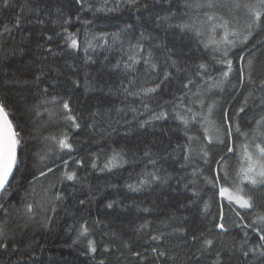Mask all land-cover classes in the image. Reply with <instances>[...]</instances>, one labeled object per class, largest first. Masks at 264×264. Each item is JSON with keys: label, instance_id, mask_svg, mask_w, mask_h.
<instances>
[{"label": "snow or ice", "instance_id": "1", "mask_svg": "<svg viewBox=\"0 0 264 264\" xmlns=\"http://www.w3.org/2000/svg\"><path fill=\"white\" fill-rule=\"evenodd\" d=\"M153 4L167 5L166 14H153ZM153 4L112 0L109 6L103 0L97 7L93 0H0V12H12L0 19L4 264H42L35 253L45 249L35 231L29 234L31 229L67 233L68 247L76 249L82 264H169L175 257L166 241L173 234H188L181 226L188 216L177 213L207 221L191 240L200 243L202 255H211L212 264H264V39L249 47L253 37L264 35V0ZM122 5L135 15V22L123 29L95 33L85 28L83 40L79 29L70 31L85 9L93 15L116 13ZM145 13L156 28L171 30L172 38L148 31ZM193 45L204 54L196 55ZM93 65L102 73L89 72ZM17 89L29 90L31 103L27 96L14 102ZM81 89L99 94L95 106H79L74 97ZM121 119L145 131L160 124L159 137L145 141L131 160L123 148L109 147L105 154L99 146L110 135L107 129ZM169 120L175 122L171 134L164 127ZM50 127L59 131L44 135ZM72 130L87 132L89 140L99 133L97 150L74 140ZM216 146L225 151L214 154ZM130 163L138 168L134 176L129 173L131 182H106L112 191L105 193L92 184L93 174L111 175ZM149 191L164 201L174 194L183 197L165 203L172 211L160 223L171 232H152L146 217L159 207L155 202L127 203L129 193ZM225 207L233 215H226ZM133 209L136 215L114 230L107 210L119 216ZM174 222L180 224L172 227ZM224 236L232 237L230 246L218 239Z\"/></svg>", "mask_w": 264, "mask_h": 264}, {"label": "trees", "instance_id": "2", "mask_svg": "<svg viewBox=\"0 0 264 264\" xmlns=\"http://www.w3.org/2000/svg\"><path fill=\"white\" fill-rule=\"evenodd\" d=\"M97 7L101 5L103 0H93ZM150 4H153V0H148ZM112 0H109V6H111ZM123 9V5H122ZM167 5H158L153 4V14L159 13L161 16L166 14ZM73 12L76 9L72 10ZM12 12L10 10H5L0 12V19H6L11 16ZM81 19L80 21H75L73 19V25L70 31H77L80 30L81 33V40L84 39V29L87 28L90 32L101 33H114L124 28L126 24L134 23L135 22V15L132 12H129L127 9H123L120 12L116 13H96L93 15L91 11L85 9L83 12L79 13ZM145 21L147 23V30L150 31L153 35H159L161 37H166V39H171V30L168 33H165L162 29H158L151 23L149 20V14L145 13ZM88 20L92 21L90 25H85L83 21ZM264 39V35L255 36L249 43V47L252 44L256 43L257 40ZM193 50L196 52V55L204 54L202 48H197L193 45ZM237 54H239V50H237ZM94 76L97 74H101L102 70L99 65H93L91 68L88 69ZM105 79H109L106 73H103ZM112 80H115L116 77L112 76ZM19 95L16 92H13L14 102L19 103L20 98L27 96L28 103H31V95L30 91L27 89H17ZM99 95L97 93H85L83 89L79 90L74 99L78 101L79 106L82 109H87L88 107L95 106L97 103L96 96ZM170 98V97H166ZM242 97L238 98L236 104L232 107V111L235 112L236 107L239 106V101ZM226 101H231V97L225 95ZM227 107L228 105L225 104ZM117 117L113 116L115 120ZM131 119V116L127 117ZM26 122L29 123L31 126V118L25 117ZM42 123V122H40ZM106 127V125H105ZM164 127L169 129L170 134L171 130L175 127V122L172 120L167 121L164 124ZM37 128H39V124H37ZM114 129V130H113ZM59 131L57 127H50L44 135L48 134H56ZM107 132L110 135L106 136V142L101 141L100 147L105 149V154H108L109 147H116L118 150L123 148L127 153L128 157L131 160L133 152H139L140 149L143 147L145 141H151L157 139L160 135V124L158 123L155 128H149L147 131L144 129H140L135 126V124L126 125L124 124V120L121 119L119 125L113 124L112 128H108ZM71 135L73 136L74 140H78L80 142L87 141L88 144L91 146L93 151L97 150V143L96 141L100 140V134L97 133L95 135L94 140H89L88 133L82 132L77 133L76 130L71 131ZM173 144L176 142V137L172 136ZM115 142V143H113ZM239 143V141H237ZM225 150L222 147L216 146L213 148L214 154H222ZM233 166L236 165V159L233 158L230 161ZM101 163H103V157L101 158ZM138 168L133 164H127L124 168L117 170L114 174L107 175V174H100L95 173L92 176L91 182L92 184L96 185L102 193L111 192V188H106L105 184L107 183H119L123 186L125 181L131 182L129 180V173H133L135 175ZM99 177V178H97ZM126 191V189H123ZM37 191L39 192V185L37 186ZM23 194V193H21ZM127 203L131 204L132 199H143L145 202H155V204L159 205L156 211L151 215L147 216L146 218L152 222V232L155 233L157 231H165L171 232L172 228L168 227L165 228L161 225L160 221L166 219V214L172 211L171 208L165 207V203H172L174 204L177 199L183 200L182 196L172 195L170 201H164L162 197L159 196V193H152L151 191L143 194H128ZM103 212L104 210L101 209ZM109 213V219L114 225V230H118L119 226L121 225L122 221H127L133 218L135 213V209H133L129 213H120L117 216L116 213H113L112 210H107ZM213 213L217 211L216 206H213L212 209ZM225 214L228 216L233 215L228 211V208L225 207L224 209ZM117 212H120V209H117ZM93 214L95 215V206L93 207ZM177 215H186L188 216V220L184 222L181 226L186 227L188 229V234L186 237H182L179 233L173 234L165 243V247L167 248L169 255L175 257L174 262H169V264H212V257L211 255L205 254L202 255L200 252V243L192 242L191 237L193 234H198L197 229H204L207 226V221L202 220L201 218L197 217L193 213H177ZM140 218H144L141 216ZM180 222H174L172 227L177 226ZM36 232V241H39V244L45 249L43 252L40 251V248H36L35 256L38 261L42 262V264H82L81 257L77 256V252L75 248H69L68 244L71 243L69 235L60 231L59 229L54 230L51 233H48L44 230L38 229H31V232ZM235 235V233H233ZM221 239L222 243H226L229 246L233 243L231 236H224ZM26 243H33V241L28 240ZM35 247V244H33ZM6 257L0 254V264H4ZM28 264H32V261L29 260Z\"/></svg>", "mask_w": 264, "mask_h": 264}]
</instances>
